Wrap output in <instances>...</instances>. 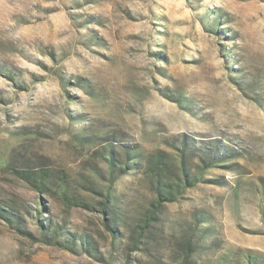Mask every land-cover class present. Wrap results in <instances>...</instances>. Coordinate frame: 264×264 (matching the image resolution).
<instances>
[{
    "label": "rangeland",
    "instance_id": "1",
    "mask_svg": "<svg viewBox=\"0 0 264 264\" xmlns=\"http://www.w3.org/2000/svg\"><path fill=\"white\" fill-rule=\"evenodd\" d=\"M0 264H264V0H0Z\"/></svg>",
    "mask_w": 264,
    "mask_h": 264
},
{
    "label": "trees",
    "instance_id": "2",
    "mask_svg": "<svg viewBox=\"0 0 264 264\" xmlns=\"http://www.w3.org/2000/svg\"><path fill=\"white\" fill-rule=\"evenodd\" d=\"M179 157H181L180 161H175L180 174H182L183 176V183L184 186H177V187H173V185L167 183L166 181H164L163 179H158L157 181V199L153 204V209H152V215L154 216L157 214V212L160 210V208H162V206L168 202V201H177L178 198L180 197V195H182L184 193V191L191 186H194L196 183L200 182L202 180V177H199L196 182H190L188 177L191 174L190 172V166L189 163L185 160L184 155L179 154ZM159 159V158H158ZM220 158H218L217 156L210 160L207 161L204 165H200L199 164V169L201 170V173H203V171H206L209 168H212L215 166L216 163L220 162ZM162 160L158 163L159 165H162ZM203 164V163H201ZM25 177L27 178V180L32 184V186L34 188H36L37 190H41L45 187V182H46V175L45 173H40V174H36L35 172H30V171H25ZM45 190V189H43ZM106 202V201H105ZM104 202V203H105ZM248 259L251 261H254L253 258L251 256H248Z\"/></svg>",
    "mask_w": 264,
    "mask_h": 264
}]
</instances>
